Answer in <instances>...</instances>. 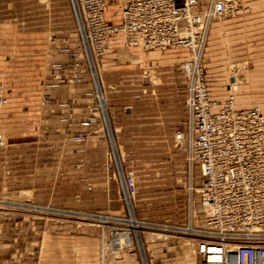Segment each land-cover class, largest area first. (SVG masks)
<instances>
[{"label": "rangeland", "instance_id": "obj_1", "mask_svg": "<svg viewBox=\"0 0 264 264\" xmlns=\"http://www.w3.org/2000/svg\"><path fill=\"white\" fill-rule=\"evenodd\" d=\"M127 1L109 0L111 23ZM243 5L213 20L204 52L221 100L229 84L240 94L247 71L259 67L264 78V0ZM110 45L96 62L98 79L84 58L85 79L74 83L73 52H81V43L71 0H0V80L10 92L0 154V230L18 251L10 247L0 264H98L102 226L87 213L127 211L123 172L136 177L138 220H186L190 170L176 134L186 118L181 63L189 50L129 49L121 35ZM63 73V83L49 82ZM86 82L92 83L88 92H79ZM55 89H62L63 101ZM260 89L264 94V84ZM238 98L239 106L264 110L263 103ZM62 104L68 115L79 113L77 125L70 116L63 121ZM152 231L158 232L145 227L139 240L152 264H194L190 235L164 232L167 239L152 241ZM143 247L136 243L138 257L126 251L101 264H141Z\"/></svg>", "mask_w": 264, "mask_h": 264}, {"label": "built area", "instance_id": "obj_2", "mask_svg": "<svg viewBox=\"0 0 264 264\" xmlns=\"http://www.w3.org/2000/svg\"><path fill=\"white\" fill-rule=\"evenodd\" d=\"M71 4L81 43V52H73L70 75L74 83L85 79L84 58L93 79H98L96 62L106 54L116 33L130 48L184 47L190 53L181 63L186 77V118L176 134L185 143L190 170L187 218L182 223L143 218L135 223L139 222L132 199L137 192L136 177L123 172L122 198L127 211L87 213L102 226L101 259L105 244L106 253L129 249L138 256L136 243L145 227H150L193 236L197 264H264V113L258 106L237 107L235 84H229L230 93L223 102L212 99L204 66L212 21L241 12L243 0H129L117 23L106 16L109 0H71ZM53 68L60 71L63 66L54 64ZM54 80L53 85H58L67 78L63 73L54 75ZM7 103L0 80V118ZM79 138L84 135L79 133ZM4 145L0 134V152ZM142 254L141 264H152L145 250Z\"/></svg>", "mask_w": 264, "mask_h": 264}, {"label": "crops", "instance_id": "obj_3", "mask_svg": "<svg viewBox=\"0 0 264 264\" xmlns=\"http://www.w3.org/2000/svg\"><path fill=\"white\" fill-rule=\"evenodd\" d=\"M116 35H121V34H118L117 33V34L111 36V42H112L113 39H115ZM111 42H110V44H111ZM129 49H137L138 50L140 48H138V47L135 48L134 47V48H129ZM259 72H260L259 67H258V70H255L253 68L251 71H247L246 72L245 82H243L240 85V92H239L240 94H238V96L239 95H242V96L245 95L246 97H248L251 100V103L252 104L253 103H263V105H264V94H262L263 91L260 89V85L261 84H264V78H261L259 76ZM206 73H207V69H206ZM250 76L252 77V79L250 78ZM182 77H183L184 82H185L186 80H185L183 74H182ZM207 79H208L209 90H210V95H211L212 99L223 102L226 99L227 96L225 95V98L222 99V100L221 99H218V97H216V95H215L216 94V90H214V87H212V85H211V80L209 78L208 73H207ZM53 80H54V75H53L52 78H50L49 82L52 83ZM89 84H92V83L86 82V83H83V84L78 85L77 87H79L78 88L79 89V92H83V90L85 91V93L88 92L87 91V89H88L87 87L89 86ZM49 87H51L50 88L51 90H53L55 88V87H52V86H49ZM184 87H185V83H184ZM227 88H228V85L226 86V92H227ZM54 91H55V94L58 95L59 99H61L60 101H63V99H65V98H63L61 96L62 89H55ZM5 95L8 97L9 103H7L5 105V107H4V109H3L2 120H1V133H5L4 132V129H3V123L5 121V117L7 116L8 106L10 104V96H9L10 95V92H9V89L7 87L5 88ZM238 96H237V100L239 99ZM62 103H65V102H62ZM66 104H62L61 105L63 107L61 109V113H64V114H62L61 118H63V121H69L70 120L69 119V116H70L71 123L73 124V122L75 121L76 122V125H77L78 124V117H80L79 116V113L78 112H75V111L73 112V110H72V112L69 111V115H68L67 114L68 113V107H65ZM81 119H82V116H81ZM72 120H73V122H72ZM81 125L82 124H81V121H80V127H81ZM80 129L83 130L82 127ZM3 150L0 152V154L3 152ZM5 234L6 233L3 230H0V262H4V258H5L4 253L5 252H8L9 253L10 252V247H15V244H16V242L14 240H11L12 241L10 243L11 245H9L8 242H10V241H8L6 239L8 237V235H5ZM21 239H23V238H21ZM11 252H13L12 254H15V252H18L17 251V247H15V250H13Z\"/></svg>", "mask_w": 264, "mask_h": 264}, {"label": "bare ground", "instance_id": "obj_4", "mask_svg": "<svg viewBox=\"0 0 264 264\" xmlns=\"http://www.w3.org/2000/svg\"><path fill=\"white\" fill-rule=\"evenodd\" d=\"M129 1V0H128ZM127 1V2H128ZM216 18V17H215ZM214 18V19H215ZM213 22V21H212ZM212 25V24H211ZM210 29H211V27H210ZM209 35H210V30H209ZM208 39H209V36H208ZM207 46V45H206ZM142 49V48H141ZM187 50H188V48H186ZM143 50H145V49H143ZM149 51V50H148ZM158 51V50H157ZM160 51H163V50H160ZM188 58H190V54H189V56H188ZM184 61V60H183ZM181 67H182V64H181ZM183 72V71H182ZM84 75V74H83ZM183 75H184V73H183ZM185 77V76H184ZM186 78V77H185ZM4 90H5V86H4ZM98 92V91H97ZM100 93V94H99ZM230 93V92H229ZM102 93L101 92H98V95H101ZM228 96H229V94L227 95V97H226V99L228 98ZM99 97V96H98ZM102 100H103V94H102ZM7 99H8V97H7ZM225 99V100H226ZM100 101H101V99H100ZM8 103H9V99H8ZM235 103H236V106L237 107H252V106H239L238 105V101H237V93L235 92ZM253 106H258L262 111H263V113H264V110L262 109V107L260 106V105H253ZM5 107V106H4ZM4 107H3V109H4ZM3 109H2V111H1V118H0V130H1V120H2V114H3ZM0 134H1V136H2V140H3V142H4V140H5V136H4V133H1V131H0ZM179 141V143H180V145H185V143L183 142V141H180V140H178ZM132 210V209H131ZM139 222H135V223H140V222H142L141 220H138ZM110 229V228H109ZM163 233V234H162ZM148 235H149V238L152 240V241H155L156 239H161V238H166L167 239V233H164L163 231H158V232H154V231H152V232H149L148 233ZM143 237V236H142ZM142 237H139V240L142 238ZM125 238H126V236H125ZM192 238H193V253H192V255H193V258L195 259V262H194V264H197V257H196V251H195V241H194V237L192 236ZM126 241V240H125ZM128 241V240H127ZM122 242L124 243V240H122ZM138 244L140 245V247H143V243H142V246H141V243H139L138 242ZM107 244H105V246H104V249H103V258L100 260V262L101 261H106L107 259H109V258H115V257H118V256H120L122 253H124V252H126V251H129V252H134L135 253V255H136V257H138L137 256V253H136V251L135 250H133V251H130L129 249H124V250H121L120 252L119 251H117L115 254H109V253H106V251L105 250H107V246H106ZM143 249L145 250V248L143 247ZM146 255H147V253H146ZM100 258H101V245H100ZM144 259H145V257H144ZM105 263V262H104Z\"/></svg>", "mask_w": 264, "mask_h": 264}]
</instances>
